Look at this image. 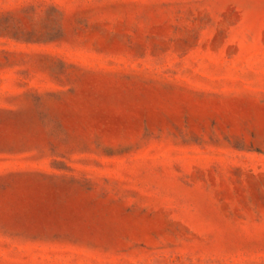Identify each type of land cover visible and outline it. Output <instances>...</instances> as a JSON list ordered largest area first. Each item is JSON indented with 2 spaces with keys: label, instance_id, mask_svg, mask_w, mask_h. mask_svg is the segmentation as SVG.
<instances>
[{
  "label": "rangeland",
  "instance_id": "374dc122",
  "mask_svg": "<svg viewBox=\"0 0 264 264\" xmlns=\"http://www.w3.org/2000/svg\"><path fill=\"white\" fill-rule=\"evenodd\" d=\"M0 264H264V0H0Z\"/></svg>",
  "mask_w": 264,
  "mask_h": 264
}]
</instances>
